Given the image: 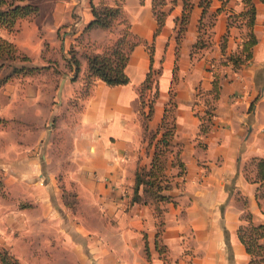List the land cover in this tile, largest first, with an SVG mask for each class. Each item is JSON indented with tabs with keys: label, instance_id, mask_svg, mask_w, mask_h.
<instances>
[{
	"label": "crops",
	"instance_id": "crops-1",
	"mask_svg": "<svg viewBox=\"0 0 264 264\" xmlns=\"http://www.w3.org/2000/svg\"><path fill=\"white\" fill-rule=\"evenodd\" d=\"M152 1L140 5L134 31L130 24L142 43L129 54V82L110 86L96 78L83 102L63 181L53 172L36 175L50 167L31 157L37 149L4 161L0 248L21 264H248L236 231L247 214L264 222L254 162L264 157V0H252L257 42L238 68L227 58L246 39L242 0H210L205 12L193 0L184 31L183 1L165 0L156 36ZM199 38L204 45L194 46ZM150 66L160 74L149 127L160 122L173 89L174 141L184 163L182 176L168 169L182 188L175 202L156 204L164 209L159 234L155 205L130 201L135 171L149 166L153 152L143 141L139 95ZM67 189L75 191L72 207Z\"/></svg>",
	"mask_w": 264,
	"mask_h": 264
},
{
	"label": "rangeland",
	"instance_id": "rangeland-1",
	"mask_svg": "<svg viewBox=\"0 0 264 264\" xmlns=\"http://www.w3.org/2000/svg\"><path fill=\"white\" fill-rule=\"evenodd\" d=\"M90 1L99 8L120 6L123 12L107 28L96 26L87 29L86 25L92 19ZM28 2L37 6L36 14L19 19L13 30L0 29L2 36L14 42L21 54L29 57L26 61L3 62L0 79L10 74L13 66L34 67L29 74L14 75L0 85V181L4 176L6 158L27 147L30 149L28 153L37 149L35 154L31 153V157L50 165L49 170L43 166L37 176L53 172L58 180L63 181L64 171L72 166L73 135L83 102L96 80L89 76L87 56L110 49L127 31V22L134 31L138 18L143 14L141 6L144 0ZM156 9H164V6L158 4ZM149 43L151 41L145 44L146 50L150 48ZM157 76L154 74L152 79H157ZM153 91L154 88L151 91L143 90L145 105ZM144 143L147 145L146 138ZM181 188L182 184L175 186L174 183L173 198ZM3 195L8 199L5 192ZM64 195L65 201L72 207L75 191L67 189ZM158 203L148 201L146 204L155 205L158 229L161 230L164 209L156 206ZM242 224H247V221L244 220ZM190 252L186 250V253ZM188 264H192V261Z\"/></svg>",
	"mask_w": 264,
	"mask_h": 264
},
{
	"label": "trees",
	"instance_id": "trees-1",
	"mask_svg": "<svg viewBox=\"0 0 264 264\" xmlns=\"http://www.w3.org/2000/svg\"><path fill=\"white\" fill-rule=\"evenodd\" d=\"M183 1V13L178 19L179 31H184L185 25L189 19L190 11L194 5L193 0ZM224 2L225 0H221ZM244 8L240 12L246 26V39L242 43L240 53L230 54L228 61L238 68L242 63L249 60L252 56V47L256 44L257 39L253 33V26L255 23L256 9L252 0H242ZM210 0H200L199 5L203 7V12L206 11ZM160 4L165 5L164 0L159 2L152 1V10L156 17L158 27L154 32V36L158 34L165 22L166 12L164 9L156 11V6ZM92 19L86 25V28L92 27H109L116 17L123 12L120 6H103L97 7L90 1ZM37 12V6L29 3L28 0H0V29L13 30L15 24L19 19L30 17ZM132 33L130 23L127 22V31L123 36L116 41L110 49L102 53H94L87 56V69L89 76L98 78L110 86L127 84L130 80L126 72V65L129 54L132 49L139 43V40ZM132 40V41H131ZM202 45L201 38L198 39L194 46ZM127 47V49L125 48ZM203 46V45H202ZM151 61L153 60V46L150 44L149 48ZM29 60L24 54H21L14 42L0 34V67L5 61ZM34 67H17L13 66L12 72L2 79L0 85L8 81L12 76L19 74H26ZM37 68V67H35ZM160 74V70H154L151 66L146 74V78L139 88V95L141 99L140 113L143 117L144 135L143 141L147 139V149H152L151 161L148 167L139 166L134 175V185L131 194V202L148 203V201L156 202H170L173 201V195L170 191L173 185H178L179 182H174L173 177L168 174L170 166L177 167V176H182L184 173V163L179 158L180 145L174 141L177 125L174 115V94L173 89L170 90V99L164 106V112L158 125L152 129L149 127V121L154 112V104L158 98L157 79H152L153 75ZM175 76V74H174ZM154 82V86H153ZM214 98L218 93L217 78H214ZM154 88L151 96L145 101L143 98V90H150ZM145 106L147 110H145ZM171 112V114H170ZM210 113L206 112L208 116ZM207 121L209 117H206ZM201 131H206V126L201 125ZM255 162L257 169L256 178L260 181V186L257 189L256 197L264 196V157L258 158ZM169 192V193H168ZM4 194L3 183L0 181V195ZM148 197V198H146ZM22 207L29 206L22 204ZM245 220L247 224H241L237 228V236L243 245L247 255L248 264H264V222L253 223L249 214L246 215ZM157 234H159V229ZM0 264H21L19 259L11 253L7 248H0Z\"/></svg>",
	"mask_w": 264,
	"mask_h": 264
}]
</instances>
